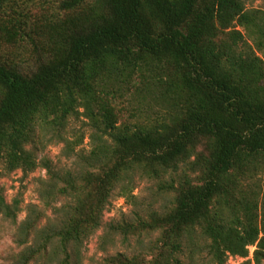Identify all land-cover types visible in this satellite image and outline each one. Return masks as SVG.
<instances>
[{
	"label": "trees",
	"instance_id": "trees-1",
	"mask_svg": "<svg viewBox=\"0 0 264 264\" xmlns=\"http://www.w3.org/2000/svg\"><path fill=\"white\" fill-rule=\"evenodd\" d=\"M19 1L26 0H0V47L26 34ZM59 10L41 42L52 44L49 53L24 67L0 61L3 170L25 175L41 166L44 209L61 197L71 201L61 225L42 228L16 263L72 264V253L101 227L118 184L135 171L152 178L176 172L193 158L196 176L167 186L169 210L113 229L157 233L150 259L117 254L103 264H183L185 242L192 264L198 252L208 264L245 259L248 247L246 263L263 264L264 13L246 12L244 0H62ZM253 27L255 49L239 29ZM71 119L83 120L91 148L77 172H55L36 148L42 132L79 147L84 135L62 137ZM18 211L0 192V216ZM43 211L29 207L20 245Z\"/></svg>",
	"mask_w": 264,
	"mask_h": 264
},
{
	"label": "rangeland",
	"instance_id": "rangeland-1",
	"mask_svg": "<svg viewBox=\"0 0 264 264\" xmlns=\"http://www.w3.org/2000/svg\"><path fill=\"white\" fill-rule=\"evenodd\" d=\"M62 0H26L19 1L21 4V21L25 23L26 34L16 37L14 44L0 47V61L9 65L17 64L24 67L23 62L29 58L41 59L44 52L49 53L52 44L41 46L47 43L44 31L50 33L51 27L61 19L63 12L59 10ZM24 3V4H22ZM245 11L248 13H264V0H244ZM258 25V22L255 23ZM29 27L37 33L30 35ZM244 35L245 41L254 49L253 39L257 31L239 28ZM28 34V36H27ZM156 65L155 61L149 63ZM121 119L127 120L128 114ZM84 135L82 144L79 147L66 146L58 142L57 137L49 133H41L42 144L36 148L38 161L43 159L50 162L53 171L64 173L67 171L77 172L82 165L83 155L88 153L91 146L88 135L89 130L85 127L83 120H70L62 137L74 141V136ZM74 137V138H73ZM82 155V156H81ZM193 158L189 162H191ZM180 165L176 172L162 174L158 178H152L135 171L124 182L118 184L102 215L101 227L87 240L84 241L77 252L72 253V264H103L104 260L123 254L127 257L140 256L149 260L151 252L149 247L158 237L157 233H142L137 236H122L113 229L124 223H132L138 218H146L150 213H163L173 205L174 193L167 189L171 183L176 187L183 176L194 178L196 175L190 165ZM47 179V171L41 166L29 174L15 171L11 174L5 173L3 165L0 164V192L5 203L11 205L14 201L19 203V211L13 219H4L0 216V264H17L18 255L27 247L35 246V240L39 231L44 227H59L63 221L64 208L70 204L69 198H58L56 203L44 209L39 199L38 189L40 180ZM29 207H36L43 211L35 229L28 237V242L20 245L18 241V228L25 221ZM34 215V214H33ZM200 245L204 242L197 238ZM253 251V250H252ZM231 256V255H229ZM232 261L228 263V256L225 264H247V260L237 256H231ZM180 260L183 264H192L188 258V247L183 244ZM196 264H208L205 253L198 252L195 255ZM46 258H39L29 264H52ZM264 264V263H263Z\"/></svg>",
	"mask_w": 264,
	"mask_h": 264
},
{
	"label": "built area",
	"instance_id": "built-area-1",
	"mask_svg": "<svg viewBox=\"0 0 264 264\" xmlns=\"http://www.w3.org/2000/svg\"><path fill=\"white\" fill-rule=\"evenodd\" d=\"M247 250H248V256H247V258H245V260L251 261L252 260V252H253L252 250H254V247H248ZM232 260H233V258L228 255V263Z\"/></svg>",
	"mask_w": 264,
	"mask_h": 264
}]
</instances>
